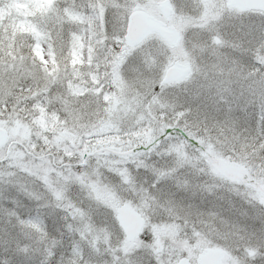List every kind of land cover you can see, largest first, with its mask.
Masks as SVG:
<instances>
[{
	"label": "clouds",
	"instance_id": "1",
	"mask_svg": "<svg viewBox=\"0 0 264 264\" xmlns=\"http://www.w3.org/2000/svg\"><path fill=\"white\" fill-rule=\"evenodd\" d=\"M28 12L0 21V264H264V0Z\"/></svg>",
	"mask_w": 264,
	"mask_h": 264
},
{
	"label": "trees",
	"instance_id": "2",
	"mask_svg": "<svg viewBox=\"0 0 264 264\" xmlns=\"http://www.w3.org/2000/svg\"><path fill=\"white\" fill-rule=\"evenodd\" d=\"M23 2L24 3L22 5H19L18 7L12 5L10 10L0 9V21H2L5 18V16L9 14H14V15L16 14V16H21V17L27 16L29 14L28 9L30 8V6L33 4H38L40 0H23ZM21 22L23 21H17L18 24Z\"/></svg>",
	"mask_w": 264,
	"mask_h": 264
},
{
	"label": "snow or ice",
	"instance_id": "3",
	"mask_svg": "<svg viewBox=\"0 0 264 264\" xmlns=\"http://www.w3.org/2000/svg\"><path fill=\"white\" fill-rule=\"evenodd\" d=\"M153 56L152 50L150 48H145L143 50V57L147 61ZM137 229L132 228L129 229V239L135 242V235H136ZM150 239V237H148Z\"/></svg>",
	"mask_w": 264,
	"mask_h": 264
},
{
	"label": "rangeland",
	"instance_id": "4",
	"mask_svg": "<svg viewBox=\"0 0 264 264\" xmlns=\"http://www.w3.org/2000/svg\"><path fill=\"white\" fill-rule=\"evenodd\" d=\"M12 1V3H11V6L12 5H15L16 7H18L19 5H22L24 2H23V0H11ZM16 1V2H15ZM20 2H21V4H20ZM15 16H16V14H15ZM19 27L22 29V30H27L26 29V26H25V24L23 23V22H21V23H19Z\"/></svg>",
	"mask_w": 264,
	"mask_h": 264
}]
</instances>
